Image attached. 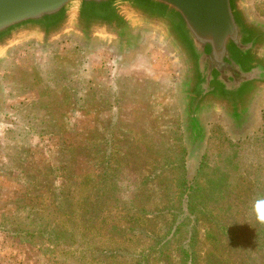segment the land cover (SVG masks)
Segmentation results:
<instances>
[{
    "label": "rangeland",
    "instance_id": "1",
    "mask_svg": "<svg viewBox=\"0 0 264 264\" xmlns=\"http://www.w3.org/2000/svg\"><path fill=\"white\" fill-rule=\"evenodd\" d=\"M240 6L264 32V0ZM258 55L264 62V41ZM191 86L169 26L139 14L113 30L72 18L2 44L0 264H147L150 240H171L179 224L149 264H182L191 237L195 264H264V86L237 110L216 100L193 109ZM106 139L117 203L92 227L70 219L59 229L68 239L51 244L54 195L62 186L87 204L101 180L90 190L82 178L101 174Z\"/></svg>",
    "mask_w": 264,
    "mask_h": 264
},
{
    "label": "water",
    "instance_id": "2",
    "mask_svg": "<svg viewBox=\"0 0 264 264\" xmlns=\"http://www.w3.org/2000/svg\"><path fill=\"white\" fill-rule=\"evenodd\" d=\"M130 13L171 29L190 62L193 109L216 100L237 110L264 86V32L249 24L240 0H0V46L29 31L54 34L72 18L113 30Z\"/></svg>",
    "mask_w": 264,
    "mask_h": 264
},
{
    "label": "trees",
    "instance_id": "3",
    "mask_svg": "<svg viewBox=\"0 0 264 264\" xmlns=\"http://www.w3.org/2000/svg\"><path fill=\"white\" fill-rule=\"evenodd\" d=\"M103 143H104V147L103 149H100V156L99 154H97L98 156H96L98 157L96 159H101L100 164H98L97 167L94 166V168L96 169L100 168L101 174L98 172L99 174L92 173L89 176L88 173V174H84L82 178L83 179L82 184L84 187H86V189L87 186L89 187L90 183L95 179L99 178V181L101 180V184L99 186L96 185V188L94 187L92 193L90 192L92 187H89L90 189L89 192L92 196L91 197L89 196L87 198L88 200L87 204L85 203L86 202L85 200H82V204L85 205L89 204L91 205V207H88V209L85 211L84 208L82 207L81 199L79 200V198L77 197L75 198L73 195L74 192H71L70 190H65L63 189L62 186L59 188V190L56 189L58 192L57 194L55 195L53 194L54 198L56 199L54 201V205H55L54 207L55 209L58 210V216L61 217V220L59 225H57L60 228L57 227V229H52L51 231L46 233V236L49 237V242L51 244L53 243L54 240L60 241L62 239H66V240L68 239L67 235L64 234V232L68 233V231L64 230L61 232L59 229H62L61 226H64V224L66 222H69L70 219L71 220L73 219L75 221L80 220V221L88 222L89 225L87 227H92L93 224L100 219V217H106V215H108L109 210L112 209L114 205L117 203V198H113L116 194L111 195V193H117L118 191L117 185L114 183L117 174H114L113 172V164L116 161L114 162V158L112 156L113 154L109 152L111 151L109 149L111 146L110 139H106ZM186 190L188 191L187 205L192 211L194 210L192 207L195 206L193 202H190V198H191V194L192 193L195 194L196 191H193L194 190L193 188H187L185 189V191ZM66 191H68L67 195H63V193H59V192L65 193ZM92 203L93 204L95 203L96 207H92L93 206ZM87 227H85V229H87ZM181 227H182L181 224H179L177 226H174L172 232H170L171 230H168V232H170L169 237L171 238V240L163 239L164 241L165 240L166 241L162 242L163 240L160 239L159 237H154L153 239H151L150 244L146 248H144L145 252L142 253L143 260H146L147 264H149V262L153 261L155 257L157 256L163 257L165 255V250L168 249L169 244L172 242L173 238H175L180 233ZM75 229L78 230L80 228L75 227ZM42 234L44 235L45 232L43 231ZM114 234L115 233L113 232V235H107L105 238L106 239H110V237L114 238ZM72 236L73 234L71 235V237ZM53 238L55 239L53 240ZM193 241L194 239L191 237L189 243L187 244L188 247L187 249L181 248L179 252L176 250L178 252L176 253L179 255L180 258H182V262H181L182 264H187L186 262L187 260L190 261V264H195V261H193V259H195L196 253H194L191 249L193 248ZM98 260H99L98 258H95L92 260V262H96Z\"/></svg>",
    "mask_w": 264,
    "mask_h": 264
}]
</instances>
